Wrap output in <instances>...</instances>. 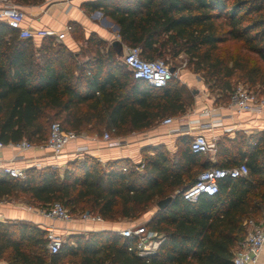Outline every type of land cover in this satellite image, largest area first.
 I'll return each mask as SVG.
<instances>
[{
  "label": "trees",
  "instance_id": "1",
  "mask_svg": "<svg viewBox=\"0 0 264 264\" xmlns=\"http://www.w3.org/2000/svg\"><path fill=\"white\" fill-rule=\"evenodd\" d=\"M19 5L43 0H12ZM118 26L120 41L137 46L143 59L170 66L184 55L201 73L215 104H226L237 82L264 96V0H92ZM92 56L78 61L53 36L30 38L0 21V140L45 142L52 121L63 130L126 135L182 114L193 104L185 85L170 79L162 87L136 79L116 61V52L98 35L71 23ZM120 56V55H118ZM169 66V67H170ZM237 79V82L233 81ZM178 138L170 154L159 144L142 148L139 164L119 158L101 164L83 154L60 174L52 166L25 169L23 178L0 175V201L40 209L60 202L70 214L84 211L102 220L136 219L154 201L171 196L145 227L162 238L157 249L138 255L135 240L118 231L72 233L59 250L47 249L46 230L25 221H0V259L9 264H233L245 236L243 221L264 211V130L215 141V161ZM245 163L244 177H223L213 194L184 200L181 191L209 167Z\"/></svg>",
  "mask_w": 264,
  "mask_h": 264
},
{
  "label": "crops",
  "instance_id": "2",
  "mask_svg": "<svg viewBox=\"0 0 264 264\" xmlns=\"http://www.w3.org/2000/svg\"><path fill=\"white\" fill-rule=\"evenodd\" d=\"M88 1L92 0H43L40 4L18 6L25 12L24 23L29 28H49L60 32L65 30L67 25L70 26L71 23H76L82 29L84 38L94 32L106 42V45H111V42L115 39L120 40L118 29L114 28L116 23L101 11L84 7L83 4ZM1 4L0 1V6ZM31 40L33 46L37 48L41 38ZM57 42L65 44L69 50L77 54L75 50L77 41L72 37L71 29L66 32L64 39ZM125 46L122 43V53ZM89 58V55H77V60L80 62ZM205 109L209 110L207 115L203 114ZM171 117L172 122L170 124L158 122L126 135L114 136L111 134L110 140L117 142L114 145L109 144V140L102 137L103 133L99 135L95 132H77V137L66 145L64 153L57 160L52 159L50 151L43 146L34 145L30 149L23 150L15 147L12 143H6L0 147V164L10 163L13 166L26 169L32 167L35 161L40 162L43 166L53 164L55 161L61 174L66 167V163L76 157L74 151L79 146L86 147L83 154L94 156L101 164L119 158L128 159L131 163L139 164L142 158V148L161 144L170 154H174L178 146L177 140L182 135L191 137L193 134L202 133L209 141L214 142L213 139L216 140L224 134L232 137L238 130L245 133L264 130V115L260 117L248 113L234 114L225 107V104H215L214 96L204 85L199 88L194 105L182 114ZM187 124L189 126L188 132L176 130L179 126ZM225 128H230V131H225ZM204 154L211 162L215 161V147ZM39 210L40 208L30 206L25 202L0 201V221L5 218L30 222L43 230L52 227L54 232L64 240L67 235L72 233H86L96 230L120 232L125 227L145 225L158 210V207L151 208L143 217L136 219L123 218L116 221L102 220L99 217L96 220L73 217L69 221H62L47 218ZM244 222L245 220L242 225L246 231L248 227ZM0 264L9 263L0 259Z\"/></svg>",
  "mask_w": 264,
  "mask_h": 264
},
{
  "label": "built area",
  "instance_id": "3",
  "mask_svg": "<svg viewBox=\"0 0 264 264\" xmlns=\"http://www.w3.org/2000/svg\"><path fill=\"white\" fill-rule=\"evenodd\" d=\"M0 21L6 23L11 28L15 29L20 38H43L45 36H53L55 41L64 39L66 32L71 27L67 25L65 30L57 32L49 28L32 29L25 25V12L12 0H0ZM122 64L132 73L136 79L147 81L154 87H162L173 78L175 71H169V65L160 59H143L140 56V49L137 46H125L121 56ZM225 107L234 114L248 113L256 114L260 117L264 115V96L245 87L243 84H236L229 96ZM209 110L205 109L203 114L207 115ZM172 117L168 116L162 119L161 123L170 124ZM177 131L188 132L189 126H179ZM225 131H230V128H225ZM77 137V132L74 130H63L58 121H52L49 126L48 137L44 143L39 144L50 151L51 158L57 160L63 153L66 145ZM102 137L109 140V144L114 145L117 142L110 140V135L107 131L103 132ZM15 147L26 150L32 148L35 144L22 139L12 143ZM4 143L0 140V147ZM214 143L209 141L202 133H196L191 136L189 148L195 153H206L214 148ZM86 151V147L79 146L75 149L74 154L82 156ZM33 167H44L40 162L35 161ZM48 166L58 168V164L53 162ZM0 175H7L15 178H23L25 169L13 166L10 163L0 164ZM247 175V167L245 163H240L230 167H209L202 170L196 177V180L187 188L181 191V196L184 200L194 201L201 193L213 194L218 189L219 180L223 177H244ZM39 212L50 219L69 221L74 216L68 212L64 206L54 201L47 207L42 208ZM81 219H98L97 215L90 214L84 211L79 214ZM244 224L248 229L244 238L239 241L237 247L233 250V264H264V223L255 225L251 219H246ZM124 237L133 238L135 240L134 249L138 255H148L153 253L160 241L161 236L154 230H149L145 225H134L125 227L120 231ZM47 249L50 253H56L63 241V238L54 232L52 227L46 230Z\"/></svg>",
  "mask_w": 264,
  "mask_h": 264
},
{
  "label": "rangeland",
  "instance_id": "4",
  "mask_svg": "<svg viewBox=\"0 0 264 264\" xmlns=\"http://www.w3.org/2000/svg\"><path fill=\"white\" fill-rule=\"evenodd\" d=\"M14 2V1H13ZM14 4L19 5L17 3L14 2ZM75 41H77V47H76V51L79 52V54L82 55H89L90 57L92 56L91 54L86 52V45L84 43V41L82 39H74ZM122 51V50H121ZM122 56V55H121ZM121 56H116V61L119 64V66L121 65ZM162 60V59H160ZM187 59L184 57V55L179 56L176 60L174 65L176 66V70H175V74L173 76V79L177 80L180 84L185 85V87L187 88V90L190 92V96L193 100V104L195 103V97L198 96L199 93V88H201L202 85H204V87L207 88V85L204 83V78L202 77L201 73H195L193 72V70L191 69V67L186 63ZM170 66V65H169ZM236 80V81H235ZM233 81L237 82V79H234ZM241 83L242 82H237L236 84ZM235 84V85H236ZM245 87H247L246 84H243ZM248 88V87H247ZM208 89V88H207ZM209 90V89H208ZM209 92L211 93L212 96L216 95V90L215 91H211L209 90ZM256 93V92H255ZM192 105L188 106L186 109L190 108ZM161 122V120L159 121ZM109 133V135H111V132L107 131ZM223 135L220 136V138ZM217 140V139H216ZM213 139V143H215V141ZM215 145V144H214ZM206 154L202 153V156H205ZM207 156V155H206ZM83 156H77L75 157L76 159H81ZM74 158V159H75ZM141 161V160H140ZM12 202V201H11ZM151 208H156L155 205V201L148 207L146 208V210L144 212L141 213V215L139 217H143L144 214L149 211ZM92 214V213H90ZM94 215V214H93ZM74 217H78L80 218L79 214L78 215H74ZM248 219H251L255 225H262L264 223V211H262L261 215L258 216L257 218L254 217H250ZM4 222H11V221H17V220H11V219H3ZM247 232V229L246 231Z\"/></svg>",
  "mask_w": 264,
  "mask_h": 264
},
{
  "label": "water",
  "instance_id": "5",
  "mask_svg": "<svg viewBox=\"0 0 264 264\" xmlns=\"http://www.w3.org/2000/svg\"><path fill=\"white\" fill-rule=\"evenodd\" d=\"M114 28L118 29V26L116 24H114ZM111 46L114 48L115 52L117 55H122V43L120 42V40L115 39L111 42ZM169 71L170 72H174L175 71V67L174 66H170L169 67ZM171 196H168L166 198L160 199L158 201H156V206L158 207V209H163L171 200Z\"/></svg>",
  "mask_w": 264,
  "mask_h": 264
}]
</instances>
